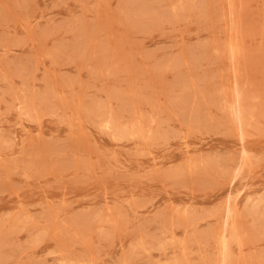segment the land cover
<instances>
[{
  "label": "rangeland",
  "instance_id": "1",
  "mask_svg": "<svg viewBox=\"0 0 264 264\" xmlns=\"http://www.w3.org/2000/svg\"><path fill=\"white\" fill-rule=\"evenodd\" d=\"M0 264H264V0H0Z\"/></svg>",
  "mask_w": 264,
  "mask_h": 264
}]
</instances>
